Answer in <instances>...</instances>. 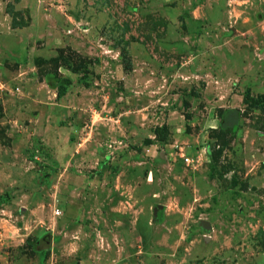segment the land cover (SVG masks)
I'll return each mask as SVG.
<instances>
[{"label": "rangeland", "instance_id": "374dc122", "mask_svg": "<svg viewBox=\"0 0 264 264\" xmlns=\"http://www.w3.org/2000/svg\"><path fill=\"white\" fill-rule=\"evenodd\" d=\"M263 168L264 0H0V264H264Z\"/></svg>", "mask_w": 264, "mask_h": 264}, {"label": "trees", "instance_id": "16d2710c", "mask_svg": "<svg viewBox=\"0 0 264 264\" xmlns=\"http://www.w3.org/2000/svg\"><path fill=\"white\" fill-rule=\"evenodd\" d=\"M67 83L69 84V80H67ZM83 83L87 85L88 82H83ZM66 88H67L66 85H57L56 86V98H60L62 95H64L66 92ZM156 129H159V127H157ZM154 133H156L155 130H154Z\"/></svg>", "mask_w": 264, "mask_h": 264}, {"label": "crops", "instance_id": "0c3cea01", "mask_svg": "<svg viewBox=\"0 0 264 264\" xmlns=\"http://www.w3.org/2000/svg\"><path fill=\"white\" fill-rule=\"evenodd\" d=\"M244 158L246 159V155L244 156ZM248 171H249V168L246 167V174L248 173ZM263 179H264V168L260 171V174H258L255 177H253V179H251L250 181H256L257 182L258 180L262 181ZM250 183H252V182H250ZM251 185H253V184H251Z\"/></svg>", "mask_w": 264, "mask_h": 264}, {"label": "water", "instance_id": "95a60500", "mask_svg": "<svg viewBox=\"0 0 264 264\" xmlns=\"http://www.w3.org/2000/svg\"><path fill=\"white\" fill-rule=\"evenodd\" d=\"M161 208H162L161 204H156V205L153 206V208H152L153 218L156 217L158 210H160Z\"/></svg>", "mask_w": 264, "mask_h": 264}, {"label": "built area", "instance_id": "2783aa9c", "mask_svg": "<svg viewBox=\"0 0 264 264\" xmlns=\"http://www.w3.org/2000/svg\"><path fill=\"white\" fill-rule=\"evenodd\" d=\"M185 162L189 161V157H184ZM54 215H59V211L56 209L54 210Z\"/></svg>", "mask_w": 264, "mask_h": 264}]
</instances>
